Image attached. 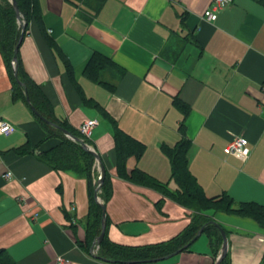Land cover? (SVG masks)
<instances>
[{
    "label": "crops",
    "instance_id": "crops-1",
    "mask_svg": "<svg viewBox=\"0 0 264 264\" xmlns=\"http://www.w3.org/2000/svg\"><path fill=\"white\" fill-rule=\"evenodd\" d=\"M211 1L33 0L18 58L58 120L74 130L98 121L89 141L109 175L110 196L97 197L114 244L165 243L190 224V209L128 179L137 168L177 189L162 148L178 143L180 124L189 140L188 170L204 195L225 193L234 205L264 208V0H232L208 22L201 17ZM94 54L113 63L99 71L98 82L83 75ZM34 114L12 98L0 54V120L15 128L0 136V250L16 264H57L58 256L68 260L63 264H119L91 254L96 238L85 249L87 182L37 159L59 139L41 141ZM114 126L144 145L140 157L126 158L124 174L115 166ZM236 136L246 139L244 159L226 151ZM26 140L31 154L11 151ZM203 215L225 233L219 264H264V228L254 219L212 209ZM221 244L214 250L200 229L185 250L146 264H215Z\"/></svg>",
    "mask_w": 264,
    "mask_h": 264
},
{
    "label": "trees",
    "instance_id": "trees-1",
    "mask_svg": "<svg viewBox=\"0 0 264 264\" xmlns=\"http://www.w3.org/2000/svg\"><path fill=\"white\" fill-rule=\"evenodd\" d=\"M21 20L27 24L32 12L33 0H14ZM103 1V0H100ZM26 25L24 34L26 32ZM20 25L16 21L14 9L9 0H0V54L8 68L9 76L12 82V98L21 99L34 109L36 122L42 129L44 136L41 141L48 138H58L59 143L49 151L36 156L37 159L48 167L56 170H66L73 172L76 176L83 177L87 182V192L89 199V211L86 217V240L85 249L90 248L93 240L100 234L101 231V207L94 201L96 191L95 179V157L94 155L83 149L80 142L73 141L66 137L59 128L65 129L71 135L77 137L81 142L94 149V146L87 139H83L78 130L69 127L65 122L60 121L54 115L53 107L49 100L42 92L41 88L24 72L17 54V70L16 76L18 81L12 74L11 60L15 47L19 46ZM112 62L100 55L94 54L86 64L83 75L94 82H98L99 71ZM108 65V64H107ZM115 67V66H114ZM67 74L72 80V71L68 70ZM75 87L82 95L81 90ZM106 87L112 91L111 85ZM83 103L90 102L82 97ZM91 103V102H90ZM92 104V103H91ZM175 106H180V101L174 99ZM100 113L107 115L100 109L97 104H93ZM186 115L187 106L181 109ZM185 117V116H184ZM179 131L181 134L178 143L172 147H163L162 150L170 162L171 178L176 182L177 189L170 191L166 183H161L152 178L145 172L135 168L128 177L129 180L152 187L158 190L164 197H169L178 204L190 209L193 212L190 224L176 237L171 240L154 245L130 247L114 244L106 237L104 231L102 240L98 245L96 255L98 258L111 261L114 263H131V264H146L148 261L163 258L173 252L185 250L192 240L196 237L198 231L202 229L207 233L210 244L214 250H218L221 244V234L219 228L211 223L203 213L207 210L223 211L236 214L239 216L249 217L254 219L260 226L264 228V208L253 203H241L234 205V201L225 193L215 197H206L201 187L191 175L187 167L186 152L189 146V140L185 137L184 126L180 124ZM114 151H115V166L120 174H124V162L127 157H140L144 151V145L137 140L127 136L116 126L113 133ZM95 150V149H94ZM11 151L16 155H27L32 153V149L28 140L22 145L12 148ZM110 182L107 172L104 174L103 181L100 185L98 197L105 202L110 196ZM190 204H189V203ZM159 203L157 206L159 207ZM0 264H16L13 259L5 252L0 250Z\"/></svg>",
    "mask_w": 264,
    "mask_h": 264
},
{
    "label": "built area",
    "instance_id": "built-area-1",
    "mask_svg": "<svg viewBox=\"0 0 264 264\" xmlns=\"http://www.w3.org/2000/svg\"><path fill=\"white\" fill-rule=\"evenodd\" d=\"M231 3L232 0H212L208 7L204 10L201 18L208 22H214L218 12L228 7ZM97 124L98 121L96 119H88L80 124L78 131L82 135L83 139H90L91 132ZM14 129V126L11 125L9 122L0 120V136L8 135L13 132ZM226 151L228 152V154L236 155L238 157H241L242 159L246 158L248 156L246 150V139L241 136L234 137L228 142L226 146ZM11 176L12 173L10 171L4 174V177L6 179H10ZM96 250L97 248L93 250V253H95ZM67 261V259L61 256L56 257L57 264H63Z\"/></svg>",
    "mask_w": 264,
    "mask_h": 264
},
{
    "label": "water",
    "instance_id": "water-1",
    "mask_svg": "<svg viewBox=\"0 0 264 264\" xmlns=\"http://www.w3.org/2000/svg\"><path fill=\"white\" fill-rule=\"evenodd\" d=\"M9 1H10L11 5H12V7L14 9L16 21H17V23L21 27V31H20V35H19V41H18V43H20V41L22 40L23 35H24L25 25H24V22L21 20V16H20V13H19V10H18V7H17L15 1L14 0H9ZM11 65H12V73L14 75V78L17 81V83L20 84V82L18 81L17 76H16V70H17V46L15 47L14 52H13V56H12V60H11ZM31 110L36 114V112L34 111V109L32 107H31ZM59 129L62 131V133L66 137H68L69 139H71L73 141L80 142V145H81V147L83 149L91 152L94 155L95 160H96V163L98 165L100 175H99V177L97 179V187H96V192L94 194L95 201L97 202V204L102 209V212H101V216H102L101 217V231H100V234L96 237V239L94 241V244L98 246V244L102 240V237H103V234H104L105 224H104V204H102L100 202L99 198L97 197V193H98V190L100 188V185H101V183L103 181L104 174H105V169H104V166L102 165V162L100 160L99 155L90 146H88L84 142H81L77 137L71 135L65 129H62V128H59ZM219 231H220L221 236H222V244H221V247H220V253H219L218 257H217V260H216V263L215 264H219L220 261L224 258L225 254H226V248H227L225 233L221 229H219ZM91 254H93L92 253V249H91Z\"/></svg>",
    "mask_w": 264,
    "mask_h": 264
},
{
    "label": "bare ground",
    "instance_id": "bare-ground-1",
    "mask_svg": "<svg viewBox=\"0 0 264 264\" xmlns=\"http://www.w3.org/2000/svg\"><path fill=\"white\" fill-rule=\"evenodd\" d=\"M91 148H92V147H91ZM92 149H93V148H92ZM96 187H97V184H96ZM98 191H99V190H98ZM93 247L97 248V245L94 244ZM95 248H92V253H93V250H94ZM96 251H97V250H96ZM93 254H96V253H93Z\"/></svg>",
    "mask_w": 264,
    "mask_h": 264
},
{
    "label": "rangeland",
    "instance_id": "rangeland-1",
    "mask_svg": "<svg viewBox=\"0 0 264 264\" xmlns=\"http://www.w3.org/2000/svg\"><path fill=\"white\" fill-rule=\"evenodd\" d=\"M24 30H25V28H24ZM20 31H21V27H20ZM96 180H97V178H96ZM189 203V202H188ZM190 204V203H189ZM104 231H105V229H104ZM99 245V244H98Z\"/></svg>",
    "mask_w": 264,
    "mask_h": 264
}]
</instances>
